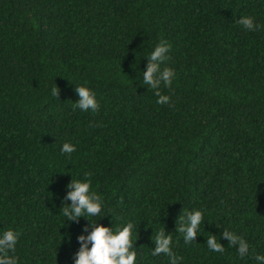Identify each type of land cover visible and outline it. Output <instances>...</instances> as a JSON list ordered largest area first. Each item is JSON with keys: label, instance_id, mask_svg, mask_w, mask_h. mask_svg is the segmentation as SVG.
Returning a JSON list of instances; mask_svg holds the SVG:
<instances>
[{"label": "trees", "instance_id": "1", "mask_svg": "<svg viewBox=\"0 0 264 264\" xmlns=\"http://www.w3.org/2000/svg\"><path fill=\"white\" fill-rule=\"evenodd\" d=\"M264 0H0V235L20 233L18 264H75L91 221L60 214L72 179L103 197L93 223L134 225L136 264L165 228L180 264H256L264 255ZM161 38L175 71L170 103L143 85ZM60 88L59 99L51 95ZM76 86L98 113L73 110ZM64 143L75 145L69 157ZM71 204V201H68ZM183 209L204 223L186 244ZM242 236L240 258L223 238ZM216 235L223 253L210 251ZM91 247V245H89ZM12 255V253H10Z\"/></svg>", "mask_w": 264, "mask_h": 264}, {"label": "clouds", "instance_id": "2", "mask_svg": "<svg viewBox=\"0 0 264 264\" xmlns=\"http://www.w3.org/2000/svg\"><path fill=\"white\" fill-rule=\"evenodd\" d=\"M236 23L249 31H258L262 25L256 24L254 17L242 16ZM171 45L166 39L161 38L160 42L147 56V67L143 71V85L147 86L149 91H152L157 99V103L165 105L170 103V97L161 94L159 90L161 85L171 88L175 71L170 67H163L170 56L168 55ZM76 93L79 96L78 101L74 102L72 107L75 111L79 109L83 112L91 111L98 113L100 104L96 99L95 93L84 86H76ZM51 95L59 99L60 88L52 87ZM76 151L75 145L64 143L61 148V154H68L70 157ZM86 180L72 179L67 185L70 191L64 197V206L60 210V214L71 222H79L81 217L91 221V231L89 226H85L84 231L87 235H80L78 241L81 244L79 251L75 254V264H136L137 253L130 251L134 247L132 235L134 225L129 222L126 226L105 227L100 223H93L90 217L99 216L103 208V197L91 191V172L84 174ZM71 201V204H68ZM203 212L201 210L187 211L183 209L176 221V231L183 236L186 244H191L198 236L200 225L204 223ZM223 238L229 241V246L236 248L240 258H244L249 254V243L240 235L232 231L224 230ZM20 233L14 230H6L0 235V264H18V259L14 255L16 245L18 243ZM155 247L152 251L153 256L166 255L169 257V264H180L182 257H177L172 251L173 237L171 234H166L165 228H161L159 232L151 237ZM91 245V247H89ZM206 245L210 251L223 253L225 247L216 235L207 237ZM12 253V255H10ZM256 264H264V255L257 254L253 257Z\"/></svg>", "mask_w": 264, "mask_h": 264}]
</instances>
